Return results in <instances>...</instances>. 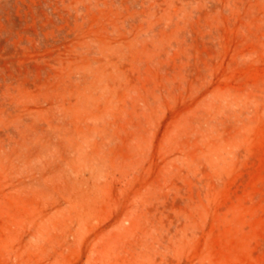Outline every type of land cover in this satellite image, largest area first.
<instances>
[{
    "label": "rangeland",
    "instance_id": "374dc122",
    "mask_svg": "<svg viewBox=\"0 0 264 264\" xmlns=\"http://www.w3.org/2000/svg\"><path fill=\"white\" fill-rule=\"evenodd\" d=\"M0 264H264V0H0Z\"/></svg>",
    "mask_w": 264,
    "mask_h": 264
}]
</instances>
